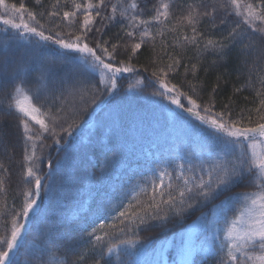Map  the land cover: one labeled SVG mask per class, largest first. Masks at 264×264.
Here are the masks:
<instances>
[{
	"label": "trees",
	"instance_id": "16d2710c",
	"mask_svg": "<svg viewBox=\"0 0 264 264\" xmlns=\"http://www.w3.org/2000/svg\"><path fill=\"white\" fill-rule=\"evenodd\" d=\"M76 2L83 4L85 0ZM128 2L129 0H124L125 4ZM158 2L159 0H137L142 10L139 13L141 18L154 16ZM169 2V19L163 24L153 23L148 26L155 40L145 38L135 55H131V49H125L124 46L138 42L140 30H136L134 38L125 35L128 30L127 21L119 16V5L115 21L102 19L111 15V5L116 4L117 0H105L104 7L100 9L101 16L96 17L92 30L87 33L81 27L82 13L78 12L74 18L63 17V12L74 10L72 0H6L10 5L24 6L23 13L17 14L6 12L0 6V16L37 27L46 35L59 33L66 40L81 35L93 47L98 42L107 41L109 51H112L111 44L118 43L120 47L114 53L115 60L111 62L117 66H120V62L130 63L134 67L132 72L117 74L115 89L107 88L106 83L98 82V75H79L75 62L51 57L49 54L54 49L65 51L59 49L58 45L51 41H40L39 37L0 21V164L4 166L0 169V179L3 180V185L0 186V237L10 235L12 215L21 207L24 190L32 187L26 183L24 160L25 152L31 150V141L27 140L23 131L20 115L9 110L5 100L12 90V84L22 83L32 92L39 89L40 99L35 101L34 98V102L44 106L45 111L51 109L59 117L55 134L51 131L44 133L39 125L29 121L32 129L30 134L42 137L36 140V152L40 159L35 163L41 174L49 175L42 181L37 209L39 214L30 216L20 242L22 246L13 254L16 264H60L61 261L71 264L81 255L84 259L79 264H96V261L99 264H135L138 256L140 261L146 260L151 251L175 238L200 217L211 214L217 208L221 210L220 224L223 226V215L231 218L243 203L236 201L225 209L222 201L226 202L227 198L234 197L236 193L257 190L252 183L256 175L253 171L213 200L199 205L191 201L195 205L193 208L185 204L179 215L162 206L160 218H148L144 224L137 223L133 226L128 221L121 222L117 219L119 211L124 210L129 203H136L134 197L140 193L141 188H150V182L142 179L141 187L134 193L130 191L133 186V179L129 178L133 175L130 170L139 178L138 174H143L141 172L145 168L132 169V165H128L132 162V155L138 152L127 158L130 153L128 145L136 135L131 129L130 112L126 113L125 110L145 107L142 109L145 111L150 110L151 106L159 105L166 112L191 121L209 135L217 138L220 135L213 134L211 128L165 97L153 94L163 91L157 79L161 75L160 69L168 73L166 83L176 85L180 92L186 94L181 96L185 108L191 107L186 99V96H191L202 108L211 104L214 113H225L227 120L240 121L244 126H255L259 120L256 112L259 98L256 93L262 86L256 77L264 69V40L260 39V34L243 24L241 17L218 10L214 21L204 17L196 25L197 32L202 34L197 37L198 45L184 43V35L192 36L191 26L186 23L180 25L177 21L187 15L190 4L199 5L200 0ZM247 2L258 6L261 0ZM205 10L200 7V11ZM28 12L35 14L34 20L28 16ZM53 12L58 14L53 16ZM227 12H231V9H227ZM173 27L176 28L175 31L170 30ZM234 28L237 33H243L235 43L229 37ZM161 29L162 35L158 34ZM208 39L227 44L224 54L211 48L205 50L204 44ZM250 41L255 46L246 49L245 45ZM5 45L7 51L4 50ZM97 54H100L99 51ZM176 59L179 64L170 69L168 65L173 64ZM154 71L157 76H153ZM76 80L87 81L85 88L91 87L92 91L68 97V90L73 88ZM64 97L68 98L69 104L61 112ZM260 114H264V109H261ZM69 125H72L71 135L65 131ZM56 140H59L58 144ZM145 146L149 147V144ZM236 155L238 154L233 153L227 159L234 160ZM49 162L51 168L48 166ZM120 166L124 168L119 169ZM172 183L175 189L180 182L174 177ZM140 199L144 200L146 197L141 195ZM113 226L124 228V233L114 231ZM104 232H109L112 236L97 243L95 235H103ZM58 237L63 240L58 241ZM123 239L136 241L135 246L119 245L118 251L110 254L107 252L110 240L119 244ZM218 247L219 243H215L212 249ZM41 250H44L43 254ZM223 256V252L200 253L195 255L191 264H220ZM167 257L169 262L172 261L171 252H167Z\"/></svg>",
	"mask_w": 264,
	"mask_h": 264
},
{
	"label": "snow or ice",
	"instance_id": "6c2138e0",
	"mask_svg": "<svg viewBox=\"0 0 264 264\" xmlns=\"http://www.w3.org/2000/svg\"><path fill=\"white\" fill-rule=\"evenodd\" d=\"M39 2V0H37ZM74 10L63 12L64 18H74L78 12L83 15L82 29L85 33L91 31V26L94 25L96 17L101 16L100 9L104 7L105 0H85V2L77 3L72 0ZM119 5V16L127 21V31L125 35L134 38L137 35L136 30L139 29L138 42L126 44L125 49H131V55L141 49L145 38L155 40V36L149 30V25L153 23L163 24L170 17V2L169 0H159L158 6L154 9L155 15L143 19L139 14L140 9L137 0H129L127 4L124 0H117L116 4L111 5V15L102 17L103 20L109 22L115 21L117 18V6ZM0 6L4 10L11 11L14 14L23 13L24 6L17 7L15 4H8L6 0H0ZM204 7L205 11H200V7ZM231 12H227V9ZM95 10V14H93ZM218 10H225L226 14H235L241 17V22L247 25L254 33L260 34V39L264 40V0L260 4L254 5L247 2V0H200V4H190L186 16L180 18L177 23L180 25L187 24L191 26L192 36H183L184 43L198 45V36L202 35L197 32L196 25L207 17L210 21L215 20V14ZM58 13L53 12L51 15L55 16ZM31 19H35V14L28 12ZM23 17L21 16V19ZM0 21L5 25H10L13 28L22 30L27 34H32L39 37L40 41H51L53 44L58 45L59 50H52L49 54L53 58H63L68 62H75L78 65L79 75H98L99 83H106L107 88H116V76L118 73L132 72L134 67L130 63L120 62V66L111 62L115 60L114 53L120 47L118 43L111 44L112 51H109L107 41L97 43L95 47L90 46L84 41L81 35L75 36L74 39L66 40L60 37L59 33L55 35L45 34L44 31L39 30L37 27H31L27 23H16L12 19H6L0 16ZM223 22V21H222ZM259 22V24L257 23ZM107 25H104L106 27ZM239 25H237L238 27ZM175 31L176 28L170 29ZM97 31H100L97 28ZM158 34H163V29L159 30ZM243 33H237L234 28L229 34L231 42L235 43L238 36ZM228 39V38H226ZM254 43L250 41L245 45L246 49L254 47ZM228 47L223 41H215L208 39L204 44V49L211 48L220 54H224L225 49ZM5 51L7 46L5 45ZM99 51L100 54H97ZM264 51V50H262ZM78 55H73V54ZM131 58V57H130ZM179 60L173 61V64L168 65L171 69L173 65H178ZM193 71L195 65L192 66ZM161 75L157 77L158 83L163 91L153 93L160 95L169 100L177 107L184 109L191 115H194L197 120L202 124L207 125L213 130V134H220L218 138L222 141V152L219 158H209L208 160H201L199 164L200 174H195L196 165L184 163L176 165L174 171H178L179 175L175 177L178 183L173 188V179L171 173L166 169L158 173L157 179L150 182V188H141L140 193L134 199L136 203H129L124 210L119 211L117 219L121 222L128 221L135 226L137 223L144 224L146 219L160 218L162 206L170 211H175L178 215L184 210V205L187 204L189 208L195 207L202 202L215 199L224 191H228L231 187L235 186L245 175H251L255 171L256 175L253 178V185L256 191L236 193L234 197L227 198L226 202L222 201L224 208L230 207L236 201H242L243 206L233 214L231 218L223 215V226L217 228V234L223 232V239L219 242L218 249H211L217 254L223 252L224 256L220 264H264V114L261 109H264V69L257 73V81L262 86L261 90L257 91L259 98V107L256 112L259 115V120L255 126H244L240 121H233L225 119V113H214L211 104L207 107H201L195 99L191 96H186L188 103L191 107L185 108L181 102V96L186 94L179 91L176 85H169L165 82V77L168 73L164 69H160ZM72 76V73H69ZM153 76H157L154 71ZM251 86V81L248 82ZM88 84L85 80H76L72 89L68 90V97L76 93H83L85 91L91 92L92 88H85ZM106 88V91H107ZM239 91V89H237ZM63 96V93H62ZM40 99V91L32 92L26 89L22 83L12 84V90L5 98L9 110L17 112L20 117V123L28 141H31V150L26 151L24 160L26 162L25 177L26 183L32 185L31 188H26L23 193V202L18 212L12 215L10 222V235L0 237V264H16L14 253L21 247V239L24 236L26 225L31 215H38L37 209L39 208V201L41 196L42 181L49 175L48 173L41 174L37 168L36 161L40 158L36 152V140L42 137L30 134L29 121H34L39 125L42 132H52L55 134L56 121L59 117L53 114L51 109L44 110V106L34 102ZM81 99L83 96L81 95ZM93 102H95V95H93ZM69 104L67 97L63 99V107L60 111L63 112L65 107ZM203 112V114H202ZM251 120V117H249ZM71 127L65 129L71 135ZM59 143V140H56ZM250 148L251 152L248 154L245 148ZM234 160H228L227 157L236 153ZM51 168V162H49ZM4 166L0 164V169ZM6 171V169H5ZM186 171L192 172L191 176H186ZM3 185V180L0 179V186ZM143 195L146 199L141 200L140 196ZM195 201V205L191 203ZM222 209V214H223ZM165 219L167 217H164ZM114 231L124 233V228L113 226ZM103 228V226H101ZM112 234L104 232L103 235H95L97 243L103 241L106 237H111ZM62 241V237L57 238ZM52 241L50 240L49 243ZM136 241L131 239H123L119 244L109 241L107 252L113 253L119 250V245L135 246ZM59 246V245H58ZM252 249V251H249ZM44 250H41L43 254ZM104 253L101 252V257ZM81 255L78 260L72 261L71 264H79L83 260ZM60 264H67V261H61ZM99 264V261H96ZM187 264V262H185Z\"/></svg>",
	"mask_w": 264,
	"mask_h": 264
},
{
	"label": "rangeland",
	"instance_id": "374dc122",
	"mask_svg": "<svg viewBox=\"0 0 264 264\" xmlns=\"http://www.w3.org/2000/svg\"><path fill=\"white\" fill-rule=\"evenodd\" d=\"M12 13V12H11ZM7 17L11 18L10 15ZM16 22L14 18H11ZM22 22V21H21ZM141 109L125 110L130 112L129 121L131 122L132 132L136 135L129 143V154L132 155V169L136 167L145 168L143 174L129 176L133 185L130 191L138 190L141 187V180L147 182L157 179L161 170H167L173 177L179 175L174 171L176 165L192 163L196 165L195 174H200L199 164L201 160L209 158H219L222 152V141L209 135L207 132L197 128L191 121L176 114L166 112L159 106H151L150 110L142 111ZM152 142H155L152 144ZM146 147L145 145H148ZM143 150L140 151L141 147ZM250 154L251 149L245 148ZM140 151V152H139ZM237 154L238 151L236 152ZM233 160V159H231ZM120 166L119 169H123ZM186 176L193 173L186 171ZM93 195V193H92ZM85 206V205H82ZM220 208L215 209L211 214L200 217L197 221L189 225L183 232L175 238L169 239L157 249L151 251L146 260L140 261L138 256L135 264H191L195 255L208 253L215 243L223 239V232L217 234V228L222 229V219L220 217ZM171 252L172 261H168L167 252ZM140 261V262H139Z\"/></svg>",
	"mask_w": 264,
	"mask_h": 264
}]
</instances>
